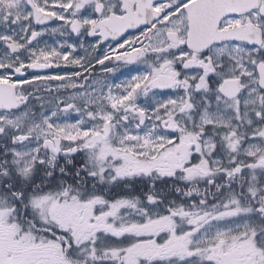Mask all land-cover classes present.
<instances>
[{"label":"snow or ice","instance_id":"6c2138e0","mask_svg":"<svg viewBox=\"0 0 264 264\" xmlns=\"http://www.w3.org/2000/svg\"><path fill=\"white\" fill-rule=\"evenodd\" d=\"M0 264H264V0H0Z\"/></svg>","mask_w":264,"mask_h":264}]
</instances>
